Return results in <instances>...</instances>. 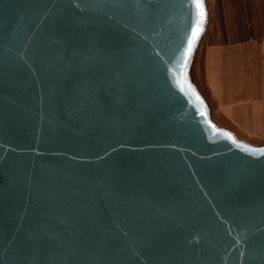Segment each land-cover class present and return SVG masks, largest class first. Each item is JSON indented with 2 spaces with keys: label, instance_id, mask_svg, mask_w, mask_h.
Masks as SVG:
<instances>
[{
  "label": "water",
  "instance_id": "1",
  "mask_svg": "<svg viewBox=\"0 0 264 264\" xmlns=\"http://www.w3.org/2000/svg\"><path fill=\"white\" fill-rule=\"evenodd\" d=\"M207 19L0 0V264H264V143L196 81Z\"/></svg>",
  "mask_w": 264,
  "mask_h": 264
},
{
  "label": "crops",
  "instance_id": "2",
  "mask_svg": "<svg viewBox=\"0 0 264 264\" xmlns=\"http://www.w3.org/2000/svg\"><path fill=\"white\" fill-rule=\"evenodd\" d=\"M195 73L217 121L264 137V0H206Z\"/></svg>",
  "mask_w": 264,
  "mask_h": 264
},
{
  "label": "rangeland",
  "instance_id": "3",
  "mask_svg": "<svg viewBox=\"0 0 264 264\" xmlns=\"http://www.w3.org/2000/svg\"><path fill=\"white\" fill-rule=\"evenodd\" d=\"M201 44L202 43H200L199 44V47H198V49H197V57H198V55H199V52H200V49H201ZM197 59V58H196ZM197 61V60H196ZM196 61H195V63H196ZM194 73H195V67H194ZM195 77H196V81L198 82V85L201 87V89H202V91L204 92V89H203V87H202V85H201V83H200V81H199V79H198V77H197V75H196V73H195ZM219 124H222V125H224V126H227V125H225V124H223V123H219ZM227 127H229V126H227ZM236 133H237V135H239V136H241V137H243V138H245V139H247V140H249L250 142H252V143H256V144H261V143H264V137H259V136H256L257 134H255V133H253V132H249V131H237L236 129H233Z\"/></svg>",
  "mask_w": 264,
  "mask_h": 264
},
{
  "label": "snow or ice",
  "instance_id": "4",
  "mask_svg": "<svg viewBox=\"0 0 264 264\" xmlns=\"http://www.w3.org/2000/svg\"><path fill=\"white\" fill-rule=\"evenodd\" d=\"M195 3H196L197 7L203 8V0H195ZM201 14H203V13H201ZM196 31L198 32L199 30L197 29Z\"/></svg>",
  "mask_w": 264,
  "mask_h": 264
}]
</instances>
